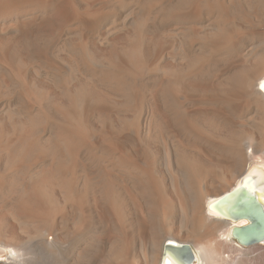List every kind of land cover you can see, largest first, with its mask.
Masks as SVG:
<instances>
[{
	"label": "bare ground",
	"instance_id": "1",
	"mask_svg": "<svg viewBox=\"0 0 264 264\" xmlns=\"http://www.w3.org/2000/svg\"><path fill=\"white\" fill-rule=\"evenodd\" d=\"M263 155L264 0H0V264H264Z\"/></svg>",
	"mask_w": 264,
	"mask_h": 264
},
{
	"label": "water",
	"instance_id": "2",
	"mask_svg": "<svg viewBox=\"0 0 264 264\" xmlns=\"http://www.w3.org/2000/svg\"><path fill=\"white\" fill-rule=\"evenodd\" d=\"M237 188V187H236ZM234 188L231 192H227L225 194H223L222 196L217 197V201L223 200L226 198V196L230 195L231 193H233V191H235ZM249 220H250V224L247 225H243V226H235L232 230V234L235 237L236 240H238L239 242H241L242 244L245 245H249L252 243H255L257 241L263 240L264 237V231L263 232H259V233H255L254 231H252V227H253V223H254V218L253 216H251V214H249L248 216ZM188 246L191 258L189 259V261L192 259V255H193V249L192 247L190 248L189 245Z\"/></svg>",
	"mask_w": 264,
	"mask_h": 264
},
{
	"label": "rangeland",
	"instance_id": "3",
	"mask_svg": "<svg viewBox=\"0 0 264 264\" xmlns=\"http://www.w3.org/2000/svg\"><path fill=\"white\" fill-rule=\"evenodd\" d=\"M116 16V15H115ZM116 17H118V16H116ZM112 25H109V26H107V28L109 27V29L107 30V28L105 29L106 30V32H104V33H102L100 36H99V41H100V38H101V43L102 44H105V45H107V44H109V43H111V42H109L110 41V39L113 37V35H114V33H113V31L114 32H117V31H120V27H118L117 25H115V28H114V26H112ZM111 28H112V30H111ZM119 28V29H118ZM116 29V30H115ZM108 31V32H107ZM105 33H107V34H105ZM119 33V32H118ZM117 33V34H118ZM113 34V35H112ZM115 35H116V33H115ZM75 35L73 34V35H71L69 32H66L65 34H63L62 35V37H61V39H60V45H64V44H66V48H69V49H74L75 48V41H73L72 39V37H74ZM109 37V38H106V37ZM102 37L103 38H105V39H107L106 41H105V39H103L102 40ZM69 38V39H68ZM70 38H72V39H70ZM63 39V40H62ZM73 42H72V41ZM63 42H65L64 44H63ZM105 42V43H104ZM72 45H74V48H72ZM63 47H65V45L63 46ZM41 65H42V67H41ZM39 68H41L40 70H41V72L43 73V72H45V73H43V75H45L46 73H48V75L50 74V73H52V74H50L49 76L51 77V76H53V78L54 79H57V75H55L56 73H54L53 71V69H51V68H49V66L47 67V64L44 62V60L43 59H41V62L39 63ZM50 71V72H49ZM54 74V75H53ZM47 75V74H46ZM45 75V76H46ZM47 75V76H48ZM12 107H17V104H14ZM261 156H262V154H260ZM264 156V155H263ZM169 242V241H168ZM167 242V243H168ZM256 254L258 253V251L257 252H255ZM255 253H253L252 255H254ZM5 257L4 256H1V258H0V261H4L5 259H4Z\"/></svg>",
	"mask_w": 264,
	"mask_h": 264
}]
</instances>
